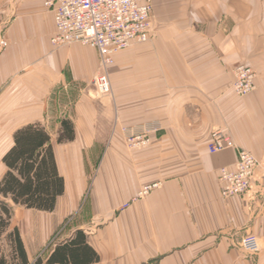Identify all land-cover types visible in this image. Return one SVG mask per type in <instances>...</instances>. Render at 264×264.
Here are the masks:
<instances>
[{"label": "crops", "instance_id": "1", "mask_svg": "<svg viewBox=\"0 0 264 264\" xmlns=\"http://www.w3.org/2000/svg\"><path fill=\"white\" fill-rule=\"evenodd\" d=\"M45 2L0 0V37L9 41L0 57V180L15 132L39 123L65 183L53 210L20 204L18 223L13 215L30 263L47 262L82 230L74 264H264V0H151L152 38L116 53L112 92L69 108L62 91L91 83L100 57L81 43L55 47ZM238 64L258 76L244 96L232 88ZM63 119L75 137L59 143ZM146 124L158 130L131 150L122 127ZM218 129L236 147L208 150ZM238 148L260 167L249 195L225 198L219 170L236 165ZM149 184L157 186L139 195ZM250 234L257 254L241 248Z\"/></svg>", "mask_w": 264, "mask_h": 264}, {"label": "built area", "instance_id": "2", "mask_svg": "<svg viewBox=\"0 0 264 264\" xmlns=\"http://www.w3.org/2000/svg\"><path fill=\"white\" fill-rule=\"evenodd\" d=\"M46 6L55 12L56 33L52 37L55 47L81 43L96 48L99 53L100 72L94 82L102 94L112 92L110 68L117 52L129 48L134 43L151 40L153 10L151 0H46ZM9 41L0 37V57ZM235 80L232 88L239 95H246L256 87L257 72L247 64L233 68ZM158 130L155 124L123 127L122 131L128 148L146 147L151 142L150 134ZM208 150L212 153L236 147L234 139L225 130H215L211 134ZM238 158L233 168L219 170L221 195H249L256 180L260 162L248 150L238 148ZM157 184L145 186L139 195H146ZM241 248L247 253L260 252L259 238L250 234L241 239Z\"/></svg>", "mask_w": 264, "mask_h": 264}, {"label": "trees", "instance_id": "3", "mask_svg": "<svg viewBox=\"0 0 264 264\" xmlns=\"http://www.w3.org/2000/svg\"><path fill=\"white\" fill-rule=\"evenodd\" d=\"M61 126L59 143L72 141L73 123L63 119ZM14 141L13 147L4 154L7 171L0 180V264H74L73 245L83 238L82 230L77 231L76 238L57 246L47 262L38 258L30 263L19 228L11 227L14 214L8 199L30 209L51 211L65 190L50 135L44 126L39 123L22 126L15 132Z\"/></svg>", "mask_w": 264, "mask_h": 264}, {"label": "rangeland", "instance_id": "4", "mask_svg": "<svg viewBox=\"0 0 264 264\" xmlns=\"http://www.w3.org/2000/svg\"><path fill=\"white\" fill-rule=\"evenodd\" d=\"M103 95H107V94H103V93L101 94L98 91L97 86L95 85L94 79L91 83H89L88 85H84L83 88L81 89L79 87H76L75 89L70 90V87H68L66 91H62L63 103H67L68 108L73 106L77 102H79L80 96H83L84 100H86V98L88 97L89 99H92L93 102H97L98 100H101V97ZM10 205L12 208V213L14 214V224L18 223L19 222L18 212H20L22 207L15 205L11 202H10ZM5 249L7 250L8 247H5Z\"/></svg>", "mask_w": 264, "mask_h": 264}]
</instances>
